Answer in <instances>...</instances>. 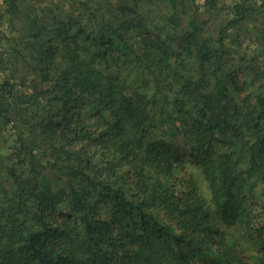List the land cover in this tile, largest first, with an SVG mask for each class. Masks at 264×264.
Returning a JSON list of instances; mask_svg holds the SVG:
<instances>
[{
    "label": "trees",
    "instance_id": "obj_1",
    "mask_svg": "<svg viewBox=\"0 0 264 264\" xmlns=\"http://www.w3.org/2000/svg\"><path fill=\"white\" fill-rule=\"evenodd\" d=\"M2 10L0 264H264V0Z\"/></svg>",
    "mask_w": 264,
    "mask_h": 264
},
{
    "label": "rangeland",
    "instance_id": "obj_2",
    "mask_svg": "<svg viewBox=\"0 0 264 264\" xmlns=\"http://www.w3.org/2000/svg\"><path fill=\"white\" fill-rule=\"evenodd\" d=\"M3 4H4V0L0 1V31L8 36H11L15 34V31H13L10 27L8 14L7 13L3 14V10H2ZM0 44L2 45L0 47L1 50H6L8 46L10 45V42L7 39L2 37ZM87 108H89V106H87ZM14 138H15V135L11 133L10 131H6V130L0 131V150L1 152L5 151L8 148V146L11 145Z\"/></svg>",
    "mask_w": 264,
    "mask_h": 264
},
{
    "label": "built area",
    "instance_id": "obj_3",
    "mask_svg": "<svg viewBox=\"0 0 264 264\" xmlns=\"http://www.w3.org/2000/svg\"><path fill=\"white\" fill-rule=\"evenodd\" d=\"M0 1H2V0H0Z\"/></svg>",
    "mask_w": 264,
    "mask_h": 264
}]
</instances>
